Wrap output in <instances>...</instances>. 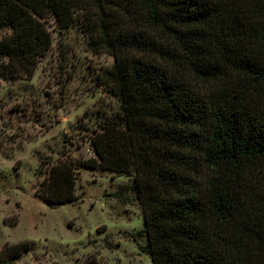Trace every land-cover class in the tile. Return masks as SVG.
I'll return each mask as SVG.
<instances>
[{
  "label": "trees",
  "instance_id": "obj_1",
  "mask_svg": "<svg viewBox=\"0 0 264 264\" xmlns=\"http://www.w3.org/2000/svg\"><path fill=\"white\" fill-rule=\"evenodd\" d=\"M124 1L0 0V30H10L0 39V79L32 78L51 47L48 17L66 29L82 13L114 58L103 77L122 103L120 123L94 132L96 158L52 165L41 197L75 204L77 165L132 174L153 264H264V104L233 82L207 98L193 87L227 70L264 83V4ZM29 251L28 242L10 246L2 260Z\"/></svg>",
  "mask_w": 264,
  "mask_h": 264
},
{
  "label": "rangeland",
  "instance_id": "obj_2",
  "mask_svg": "<svg viewBox=\"0 0 264 264\" xmlns=\"http://www.w3.org/2000/svg\"><path fill=\"white\" fill-rule=\"evenodd\" d=\"M253 4L264 0H241L242 6ZM111 10L113 15L119 8ZM81 20L79 13L73 26L59 29L48 17L51 47L32 78L0 79V264H84L92 258L99 264H153L143 251L147 239L134 175L77 165L75 204L51 206L41 197L52 165L96 158L94 132L113 119L120 123L122 103L103 77L114 58ZM9 33L0 30V39ZM221 62L213 63L222 68ZM224 75L204 77L193 87L207 98L233 82L232 89L264 104V83L253 85L236 71ZM23 242L29 252L2 260L5 249Z\"/></svg>",
  "mask_w": 264,
  "mask_h": 264
}]
</instances>
